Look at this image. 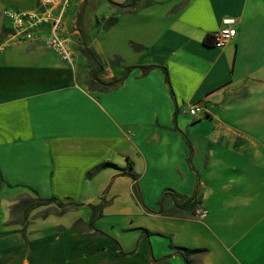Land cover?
Here are the masks:
<instances>
[{
    "label": "crops",
    "instance_id": "obj_1",
    "mask_svg": "<svg viewBox=\"0 0 264 264\" xmlns=\"http://www.w3.org/2000/svg\"><path fill=\"white\" fill-rule=\"evenodd\" d=\"M36 3L0 0V40ZM61 23L72 63L0 50V264H264V0H69ZM50 195L79 205L30 207Z\"/></svg>",
    "mask_w": 264,
    "mask_h": 264
},
{
    "label": "built area",
    "instance_id": "obj_2",
    "mask_svg": "<svg viewBox=\"0 0 264 264\" xmlns=\"http://www.w3.org/2000/svg\"><path fill=\"white\" fill-rule=\"evenodd\" d=\"M69 0H37L34 7L4 9L11 22L10 31L0 40V50L9 43L41 39L46 47L72 63L74 52L69 46L68 37L62 35L61 17ZM221 27L212 33L213 45L220 47L236 34V18L225 15ZM189 113L203 114L206 110L202 103L190 105Z\"/></svg>",
    "mask_w": 264,
    "mask_h": 264
},
{
    "label": "trees",
    "instance_id": "obj_3",
    "mask_svg": "<svg viewBox=\"0 0 264 264\" xmlns=\"http://www.w3.org/2000/svg\"><path fill=\"white\" fill-rule=\"evenodd\" d=\"M86 52H87V50H86ZM87 53H88V52H87ZM147 66H149V65H147ZM144 67H145V66H144ZM146 68H147V67H146ZM164 71H165V68H164ZM165 78H166V80H168V79H167V75L165 76ZM100 82H103V81H100ZM117 82H118V81H117ZM115 85H116V81L113 82L112 80H110V81H106V84H105V86H104L103 88H104V89H108V88H111V87H113V86H115ZM106 164H107V162H102V163H100L98 166H104V165H106ZM130 174H131V176L134 177V175H133L132 173H130ZM134 186H136V185H134ZM51 201H55L56 204H57L58 206L61 207L60 210H65V209L68 208V207H72V206H77V205H79V203L69 202V203H68V206H67L66 203H64L63 201L59 200L56 196H54V195H50V196H48V197H39V196H37L34 200H32V202H31V204H30V207H33V206H36V205H39V204H46V203H49V202H51ZM103 203H104V201L101 200V201H100L99 203H97V204H91L92 214H91L90 223H91V222H92L97 216H99V215L101 214V208H102ZM185 249L187 250V248H185Z\"/></svg>",
    "mask_w": 264,
    "mask_h": 264
}]
</instances>
